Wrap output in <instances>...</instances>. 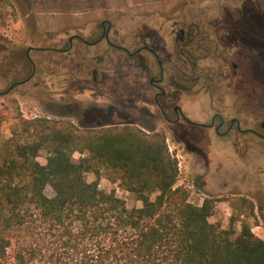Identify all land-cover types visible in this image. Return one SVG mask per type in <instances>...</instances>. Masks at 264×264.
<instances>
[{
    "label": "rangeland",
    "instance_id": "rangeland-1",
    "mask_svg": "<svg viewBox=\"0 0 264 264\" xmlns=\"http://www.w3.org/2000/svg\"><path fill=\"white\" fill-rule=\"evenodd\" d=\"M241 8L256 11L264 31V0H0V92L7 88L5 77H8L7 82L20 81L31 73L26 59L29 47L35 48L29 52V57L36 66L32 82L0 97V141L10 137L17 111L24 119L71 121L84 132L123 125L138 127L147 134L161 131L167 137L169 153L178 162L177 185L189 190L190 202L201 205L204 198L222 200L216 203L209 219L211 223L226 229L234 218L237 231L243 223L252 229L258 226L261 229L255 232L264 239V185L258 190L254 186L264 183V130L261 128L264 86L257 85L248 75V79L245 77L247 92L243 90V64L239 63L242 80L232 78L231 71L224 70L222 84L229 87L225 90L229 95L223 100L217 97L214 108L227 121L240 120L242 130H253L261 136L251 132L240 134L234 127L230 136L223 139L213 131L204 132L185 124L172 127L149 119L140 110L143 101L137 102L134 95H128L132 88L130 82L135 83L140 72L145 71L138 68L139 60L121 58L120 70L113 75L117 84L109 81L97 86L93 84V76H85L81 70L79 45L70 54L50 50L66 49L71 35H81L87 26L90 30L95 23L109 17L108 13L116 12L118 45L133 52L145 39L162 58H167L168 53L174 55L176 45L173 41L165 43L154 28L158 14L170 22L176 20L177 25L198 22L209 29L224 22L227 12ZM258 39L264 44V34ZM221 64L215 60L203 63L212 70H217ZM96 78L102 81L100 76ZM133 86L139 87L138 83ZM143 87L146 90L145 83ZM235 87L241 92L237 94ZM251 88L253 94H250ZM191 111L199 123L205 120L209 124L214 109L212 112L209 97L202 95L191 101ZM47 155L46 150L39 152L38 162L44 165ZM86 178L88 182L95 180L91 173ZM126 183L120 173L102 170L99 188L114 191L129 208L140 207L138 196L127 190ZM247 183L249 188L245 186ZM46 193L51 195L49 189ZM241 198L253 200L255 206L263 208L260 219L251 218L248 208L239 205ZM44 261L43 257L35 264H44Z\"/></svg>",
    "mask_w": 264,
    "mask_h": 264
},
{
    "label": "trees",
    "instance_id": "trees-1",
    "mask_svg": "<svg viewBox=\"0 0 264 264\" xmlns=\"http://www.w3.org/2000/svg\"><path fill=\"white\" fill-rule=\"evenodd\" d=\"M258 20L248 14L249 24ZM248 60L253 82L264 83V62ZM200 80L208 87L220 81L211 74ZM15 120L0 141V264L43 257L44 264H264V239L248 224L237 231L234 218L226 229L209 221L222 200L190 202L163 132L132 125L84 132L71 121L24 119L18 111ZM102 170L120 173L141 206L101 190ZM239 205L255 217L251 200Z\"/></svg>",
    "mask_w": 264,
    "mask_h": 264
},
{
    "label": "flooded vegetation",
    "instance_id": "flooded-vegetation-1",
    "mask_svg": "<svg viewBox=\"0 0 264 264\" xmlns=\"http://www.w3.org/2000/svg\"><path fill=\"white\" fill-rule=\"evenodd\" d=\"M248 14L254 15L257 20L259 19V14L253 9L241 8L235 12H227L224 22L212 25L209 29L198 22L187 23V26L183 25L184 23H182V26L177 25L176 20L170 22L168 18L158 14L159 17L154 22L157 26H154V28L159 32L165 43L173 41L174 45H176L174 55L171 56L168 53L167 58H162L152 47V44L145 39L139 42V47L133 52L118 45L115 40L118 36V30L114 22L118 15L116 12L108 13L109 17L101 19L99 23H95V27L90 30L87 26L81 35H71L68 38L66 49L50 50L55 53L70 54L75 46L79 45L81 70L85 76L91 74L93 76V84H97V86L109 81L112 84H117L113 75L120 70L121 58H129L135 62L139 60L141 64L140 66L137 65L138 68H142L145 71L143 73L140 72L141 76H138L135 83L130 82L132 88H129L128 95H134L137 102L138 100L143 101V108L140 110L146 113L150 117L149 119L153 118L154 120L162 121L172 127L185 124L191 127H198L204 132L207 130L213 131L215 136L223 139L230 136L234 127L240 134L251 132L261 136L253 130H242L240 120L232 118L227 121L226 117L221 112H217L216 107L214 108L217 97L219 100H223L229 95L225 92V90L228 91L229 87L222 84L225 79L224 70H230L232 78L236 79L239 77L242 80L240 63L243 64L244 78L247 77L248 79L249 75L251 79V62L248 57H254V59L264 62V44L258 39L264 34V31H262L263 26L260 22H257L256 25L253 24L254 26L249 24ZM248 26H253L254 29H249ZM253 32L255 36L251 34ZM253 50H255L256 55L250 54ZM118 52H122L123 55H119ZM26 59L32 68L31 73L20 81L11 80L7 82L8 77H5L7 88L0 92V97L8 96L15 88L34 80L36 76L35 63L31 59L29 61L27 55ZM202 59L204 60L202 61ZM211 60L222 64L217 67V70H212L211 67L203 65L204 62ZM203 74H211L213 78L216 77V79L220 80L216 83L219 86L208 87L207 83L200 80ZM97 76H100L101 82L97 81ZM247 79L245 78L242 82L244 85L243 90L245 91L247 90ZM116 81L118 82L117 79ZM137 83L139 87L134 88L133 85ZM144 83L147 87L146 90L143 87ZM191 83L194 86H190ZM255 83L260 87L264 86V83ZM234 89L237 94L241 92L236 87ZM211 92L217 94L214 101L210 97ZM250 92V94H253L254 89L251 88ZM202 95L209 97L211 111L213 112L214 109L209 124H206L205 120L203 123H199L191 111V101L201 98ZM244 105L246 106L247 104L244 103ZM239 113H241V109ZM261 128L264 130V122L261 123Z\"/></svg>",
    "mask_w": 264,
    "mask_h": 264
},
{
    "label": "crops",
    "instance_id": "crops-1",
    "mask_svg": "<svg viewBox=\"0 0 264 264\" xmlns=\"http://www.w3.org/2000/svg\"><path fill=\"white\" fill-rule=\"evenodd\" d=\"M240 185H243V184H240ZM263 185H264L263 182H260L259 185H258V184H254L256 190H258V188H259V187H262ZM245 186H247V188H249V187H248V183H247ZM251 201L253 202V200H251ZM262 210H263L262 207L255 206V216H256L258 219H260V218H259L260 215L263 214ZM257 230H259V227H258V226H255L254 229H252V232H253L255 235H257L256 232H255V231H257ZM257 236H258V235H257Z\"/></svg>",
    "mask_w": 264,
    "mask_h": 264
},
{
    "label": "water",
    "instance_id": "water-1",
    "mask_svg": "<svg viewBox=\"0 0 264 264\" xmlns=\"http://www.w3.org/2000/svg\"><path fill=\"white\" fill-rule=\"evenodd\" d=\"M34 49H35V48H32V47H29V48L27 49L26 55H27V58L29 59V61H31L30 58H29V52H30L31 50H34Z\"/></svg>",
    "mask_w": 264,
    "mask_h": 264
},
{
    "label": "built area",
    "instance_id": "built-area-1",
    "mask_svg": "<svg viewBox=\"0 0 264 264\" xmlns=\"http://www.w3.org/2000/svg\"><path fill=\"white\" fill-rule=\"evenodd\" d=\"M259 229H261V228H259ZM264 231V230H263Z\"/></svg>",
    "mask_w": 264,
    "mask_h": 264
}]
</instances>
